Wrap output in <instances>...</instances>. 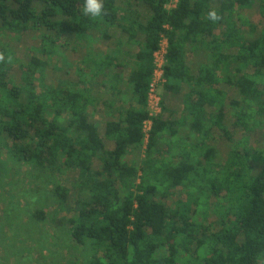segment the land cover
Masks as SVG:
<instances>
[{
	"label": "trees",
	"instance_id": "trees-1",
	"mask_svg": "<svg viewBox=\"0 0 264 264\" xmlns=\"http://www.w3.org/2000/svg\"><path fill=\"white\" fill-rule=\"evenodd\" d=\"M168 1L103 0L92 18L84 0H0L13 57L0 63V151L43 189L15 206L20 225L46 220V197L92 250L74 264H264V28L248 18L264 19V0ZM29 31L22 55L3 44ZM60 48L77 66L49 77Z\"/></svg>",
	"mask_w": 264,
	"mask_h": 264
},
{
	"label": "rangeland",
	"instance_id": "rangeland-1",
	"mask_svg": "<svg viewBox=\"0 0 264 264\" xmlns=\"http://www.w3.org/2000/svg\"><path fill=\"white\" fill-rule=\"evenodd\" d=\"M169 2L172 4L175 0H169ZM248 12L250 22L258 28H264V19H261L253 11L252 13L251 11ZM35 39V34L29 31L27 35L20 34L17 37L8 38L3 41V44L9 50L11 49L15 53L22 55L26 48L33 44ZM51 60L45 70L46 75L49 77H52V74L55 73V75L59 74L56 70L58 68L77 66L76 61L72 59L68 50L63 48H60ZM15 71L12 74L13 77H16ZM99 77L96 76L95 80L100 81ZM156 93L161 100L163 94L160 87L157 88ZM128 104L132 105V103ZM145 142L146 139H144V144L133 152L137 154L138 160H140L144 150ZM250 143L252 144V142ZM13 167L14 165L8 162L4 149H2L0 151V199L4 201L3 203L12 204L14 208L17 206L19 210H22L21 206L27 203L28 198L41 199L43 197V189L36 192L35 189L38 186L31 183L30 174L27 175L29 179H26V166ZM22 187L26 192L24 196L20 195L23 190ZM177 198H182V192L176 191L171 196V200ZM3 203L0 202V264H74L84 263L85 259L89 257L92 251L89 245L79 246L68 231L69 223L67 220L70 216L68 210L55 212L53 207L46 202L45 197L42 203L45 204L46 220L40 221L39 225L36 226V223L35 225H32L31 222L28 223L26 221L27 216H25L26 218L22 219L24 224L20 225V218L16 214V212H19V210H16L17 207L13 210L3 211L1 210ZM191 207H194L193 203ZM20 214L23 215L22 213ZM187 262L189 264H200L199 259L198 261ZM184 264L186 263L184 262Z\"/></svg>",
	"mask_w": 264,
	"mask_h": 264
},
{
	"label": "built area",
	"instance_id": "built-area-1",
	"mask_svg": "<svg viewBox=\"0 0 264 264\" xmlns=\"http://www.w3.org/2000/svg\"><path fill=\"white\" fill-rule=\"evenodd\" d=\"M177 0L174 3L170 4L168 1L167 6H174ZM166 48V39H162L160 42L159 50L155 52L154 55V63L155 69L152 77V81L149 85L148 90V110L149 116L154 117L160 113V98L158 97L156 91L159 88L160 84L164 81L163 78V71H162V63H163V55L165 53ZM150 117L143 122V131L145 133V137H147L148 131L151 126V119Z\"/></svg>",
	"mask_w": 264,
	"mask_h": 264
},
{
	"label": "clouds",
	"instance_id": "clouds-1",
	"mask_svg": "<svg viewBox=\"0 0 264 264\" xmlns=\"http://www.w3.org/2000/svg\"><path fill=\"white\" fill-rule=\"evenodd\" d=\"M82 12L85 16L92 18L100 17L105 14L103 0H84ZM207 19L213 23H217L223 17L217 12L216 9H210L207 13ZM13 57L8 55L7 58L4 52H0V63L11 64Z\"/></svg>",
	"mask_w": 264,
	"mask_h": 264
}]
</instances>
